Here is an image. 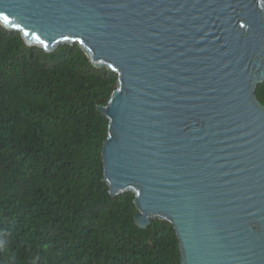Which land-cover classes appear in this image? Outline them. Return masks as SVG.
Returning <instances> with one entry per match:
<instances>
[{
    "label": "water",
    "instance_id": "1",
    "mask_svg": "<svg viewBox=\"0 0 264 264\" xmlns=\"http://www.w3.org/2000/svg\"><path fill=\"white\" fill-rule=\"evenodd\" d=\"M0 23L117 74L104 180L140 228L170 222L182 264H264V0H0Z\"/></svg>",
    "mask_w": 264,
    "mask_h": 264
},
{
    "label": "trees",
    "instance_id": "2",
    "mask_svg": "<svg viewBox=\"0 0 264 264\" xmlns=\"http://www.w3.org/2000/svg\"><path fill=\"white\" fill-rule=\"evenodd\" d=\"M117 83L79 44L48 53L0 23V264H182L174 226L140 228L104 180Z\"/></svg>",
    "mask_w": 264,
    "mask_h": 264
}]
</instances>
